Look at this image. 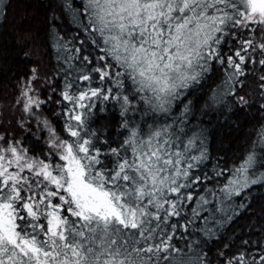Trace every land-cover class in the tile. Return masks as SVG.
Masks as SVG:
<instances>
[{"label":"snow or ice","instance_id":"6c2138e0","mask_svg":"<svg viewBox=\"0 0 264 264\" xmlns=\"http://www.w3.org/2000/svg\"><path fill=\"white\" fill-rule=\"evenodd\" d=\"M56 10L52 71L33 64L0 123V264H264V236L227 232L264 187V124L233 168L208 146L213 119L264 118V0Z\"/></svg>","mask_w":264,"mask_h":264},{"label":"trees","instance_id":"16d2710c","mask_svg":"<svg viewBox=\"0 0 264 264\" xmlns=\"http://www.w3.org/2000/svg\"><path fill=\"white\" fill-rule=\"evenodd\" d=\"M56 3L57 0H10L6 18L0 19V123L5 127L22 115L12 107L17 94V80L26 75L35 63H39L42 71H52L55 61L49 47L48 30L51 16L59 15ZM57 23L62 31L70 30L67 19ZM25 52L29 53L28 57H25ZM207 91L205 88L204 92ZM261 124H264V118L255 108L247 113L235 111L230 117L223 116L218 121L213 119L209 128V132L214 133V137L210 136L208 140L210 151L215 157H222L228 168L239 165L241 157L256 139ZM25 144L33 151L43 147L42 142H37L31 135L25 138ZM246 203L249 205L247 210L242 211L227 230L229 237L236 234L237 244L242 237L250 235L255 240L264 236L260 231L264 227V187H254ZM252 225L255 228L250 234Z\"/></svg>","mask_w":264,"mask_h":264}]
</instances>
